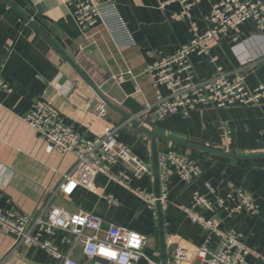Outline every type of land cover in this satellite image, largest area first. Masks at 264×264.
Masks as SVG:
<instances>
[{
    "label": "crops",
    "instance_id": "0c3cea01",
    "mask_svg": "<svg viewBox=\"0 0 264 264\" xmlns=\"http://www.w3.org/2000/svg\"><path fill=\"white\" fill-rule=\"evenodd\" d=\"M54 40L82 70L126 112L121 94L108 93L112 76L131 70L127 75L137 88L134 97L143 104L155 101L147 65L160 56H170L192 37L195 23L200 33L207 24L205 16L220 0H200L188 15L176 0H115L134 38V47L118 51L100 23L80 27L74 17L78 0H9ZM17 10L0 0V71L10 91L0 90V206L11 212L39 214L58 206L68 212L87 211L100 214L104 227L126 226L150 238L146 254L156 262L171 259L179 245L192 250L207 244L215 249L220 237L191 221L185 208L199 192L215 201L226 196L232 186H239L263 205L259 215L247 212L229 215L221 208L197 210L207 218H216L222 229L231 228L253 250L264 256V103L246 107H200L189 114H174L162 120L149 116L146 125L166 138L156 139L158 160L170 150H178L195 159L202 174L192 183L177 174L170 177L166 204H161L165 228V250L159 231V212L107 175L98 174L90 188L79 186L71 195L60 190L64 176L73 170L76 157L69 153L48 152L46 141L26 122L25 116L37 100L52 103L62 119L87 138H95L109 124H122L118 139L152 167V174L134 177L133 171L119 161L112 166L115 174L124 173L133 187L156 194L153 168L154 138L140 127L109 108L106 117L97 118L91 102L95 92L80 78L59 50ZM251 56V62L244 60ZM196 79L211 76L217 68L232 73L242 69L246 84L255 88L264 83V32L252 21L241 24L229 36L213 44L209 55H191ZM163 94L166 87L161 86ZM169 138V139H167ZM176 139L177 141L173 140ZM195 144L198 147L188 145ZM207 149H210L207 150ZM217 150V151H213ZM223 152V153H221ZM230 155H227V154ZM215 188L213 193L207 185ZM161 189V182H160ZM62 251L83 264H109L101 258H89L82 246L63 242L64 233L47 236ZM2 264H61V261L36 245L15 246L12 234L0 229ZM252 264H263L248 255ZM138 264H149L141 259Z\"/></svg>",
    "mask_w": 264,
    "mask_h": 264
},
{
    "label": "built area",
    "instance_id": "2783aa9c",
    "mask_svg": "<svg viewBox=\"0 0 264 264\" xmlns=\"http://www.w3.org/2000/svg\"><path fill=\"white\" fill-rule=\"evenodd\" d=\"M178 1L183 4L184 12L176 15V18H184L200 0ZM74 17L82 28L100 23L118 51L136 45L115 0H78ZM247 21H252L258 31L264 32V0H220L214 3L205 16L207 28L203 33L193 23L192 37L187 43L181 45L174 54L160 56L146 66L144 71L153 80L155 101L146 103L135 116L137 120L146 126L150 115H154L156 120H162L174 114H189L200 107L220 109L264 103V83L255 88L248 87L242 69L230 73L219 67L211 76L196 79L191 62L192 54L209 55L213 44L229 36ZM253 60V57L248 56L244 63ZM127 75L135 77L131 70H127L113 75L112 80L121 83ZM161 86L167 88V94L162 93ZM0 90L10 91L1 74ZM137 90L141 91L136 87ZM108 110L109 107L101 101L96 107L95 115L97 118H104ZM25 120L44 137L48 152L75 155V166L64 176L60 185V190L65 195H71L79 186L90 188L96 176L104 174L155 208L158 200L161 204H166L167 184L172 175L177 174L190 184L202 174L198 162L186 153L178 150L166 152L158 160L161 189L160 196L157 197L154 193L133 187L132 179L127 174H115L112 171L113 164L121 161L131 168L134 177L152 174L150 164L135 154L128 144L119 141L122 124H109L95 138H87L73 126L66 124L52 103L42 100L34 102ZM207 187L211 192H216L210 184ZM198 208L213 212L223 208L229 215L241 212L259 215L263 205L239 186H232L226 196H218L215 201L195 192L192 205L185 208L187 215L192 222L216 233L220 241L215 249L207 244L195 250L179 245L173 257L165 262H156L146 254L145 248L150 241L148 236L118 224H110L105 228L104 218L95 212H68L52 206L46 213L41 211L34 215L6 211L0 206V229L14 236L15 246H40L59 259L61 264L83 263L65 254L58 244L47 237L57 231L64 233L63 242H71L73 246L80 244L85 256L101 258L109 264H138L143 258L149 264H252L247 259L248 255L260 258L264 264V256L251 249L240 234L231 228L222 229L218 219L207 218ZM3 260H0V264Z\"/></svg>",
    "mask_w": 264,
    "mask_h": 264
},
{
    "label": "water",
    "instance_id": "95a60500",
    "mask_svg": "<svg viewBox=\"0 0 264 264\" xmlns=\"http://www.w3.org/2000/svg\"><path fill=\"white\" fill-rule=\"evenodd\" d=\"M6 3L10 6H12L15 10H17L26 20L30 21V19L21 11L19 10L11 1L6 0ZM30 23L39 31L41 32L62 54V56L69 62V64L75 69V71L78 73L80 78L84 80L88 86L95 92L96 98L92 100L91 102V107L94 108L100 101L104 102L110 109L120 113L125 119L129 120L136 126L140 127V129L147 133L150 134L154 138V142L152 144L153 148V168H154V175H155V181H156V195L157 197L160 196V176H159V167H158V154L156 150V139L157 138H163L161 134L155 133L154 131L150 130L148 127L144 126L141 124L137 118L135 117L143 108L144 105L141 104L136 100L134 97L136 93V86L132 80H124L121 83H116L115 81H111L108 84V93L111 95H117L121 94V101L122 105L129 108L130 112H126L122 107L114 104L107 93H105L83 70L82 68L75 62L73 58H71L62 48L54 41L52 40L47 34H45L34 22ZM166 138V137H164ZM169 139V138H167ZM177 141L176 139H173ZM188 145L191 146H196L195 144H190ZM210 151V149H207ZM217 151V150H213ZM223 153V152H221ZM227 154V153H225ZM230 155V154H227ZM237 157H246V158H258L264 156V154H256V155H233ZM158 206V212H159V231H160V239H161V246L162 250H165V228H164V221H163V212H162V206L161 202L158 200L157 202ZM166 258L163 259L165 261Z\"/></svg>",
    "mask_w": 264,
    "mask_h": 264
}]
</instances>
